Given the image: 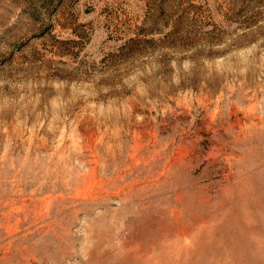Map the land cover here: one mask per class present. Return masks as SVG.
I'll use <instances>...</instances> for the list:
<instances>
[{
    "label": "rangeland",
    "instance_id": "obj_1",
    "mask_svg": "<svg viewBox=\"0 0 264 264\" xmlns=\"http://www.w3.org/2000/svg\"><path fill=\"white\" fill-rule=\"evenodd\" d=\"M0 264H264V0H0Z\"/></svg>",
    "mask_w": 264,
    "mask_h": 264
}]
</instances>
